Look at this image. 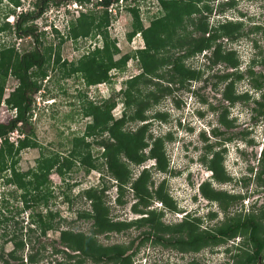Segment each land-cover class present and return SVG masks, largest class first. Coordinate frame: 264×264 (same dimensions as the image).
<instances>
[{"label":"rangeland","instance_id":"1","mask_svg":"<svg viewBox=\"0 0 264 264\" xmlns=\"http://www.w3.org/2000/svg\"><path fill=\"white\" fill-rule=\"evenodd\" d=\"M9 1H3L0 4V17H6V21H12L11 16H13L14 22L16 14L32 10L31 6L35 0H19L22 5L19 9H15L14 15H7V11L12 10V6L8 5ZM59 1L60 3L57 5L49 3L44 14L34 22L42 45H51L53 53L59 47L60 62L56 65L52 58L50 63L45 66L46 77L41 81L39 91L33 96L31 111L27 116L28 121L22 128L23 133L18 131L9 135L14 140L20 138L22 134L23 138L29 135L37 144L36 148L23 150L15 148V168L18 172L25 174L34 170L40 161L42 163L57 155L61 158L67 156L68 152L76 145V151L80 152L81 149L82 153H90L92 162L96 161L98 170L87 173V168L80 165L78 160L63 176H58L55 168H52L46 174L49 192L47 191L43 203L40 202V207L34 206V209H27L25 206L34 204L31 201L34 200L32 194L36 193L28 194L26 196L28 203H25V199L22 197L23 189L5 182L6 178H9L10 172L1 173L0 251L5 254L6 259H9L6 254L12 250L13 246L8 241L13 235L16 236V241L22 240L24 243L23 251L19 250L16 253V256L21 257L22 261L9 259L11 264H17L16 262L29 264L27 259L30 254H35L36 263L34 264H55L57 261H62L63 256L54 253V249H63L56 243L59 231L71 230L84 234L90 232L91 221L78 216L79 213L90 208L89 201L82 196V193L89 188L97 190L105 188L104 200L110 208V217L114 221L128 222L140 217L131 211L134 200L129 190L125 191L121 197L124 203L119 205L116 203V186L114 181L105 175V168L102 165V149L98 144L101 135L85 136V131L92 121L88 115L90 105L100 106L110 98L116 103L115 108L111 111L113 117L115 119L121 117L124 112L122 91L125 88V82L141 72L137 60L132 56L144 47L139 33H136L130 40L128 35L133 30L139 31L140 28H147L151 21L162 17V9L155 0H124L123 4L116 8V13H108L110 23L102 31L107 33L110 43H114L118 49L113 59L119 60L125 55L131 57L124 66L110 71V83L88 85L80 73H72L70 68H76L78 60L88 55L94 48L102 46L101 36L100 34L91 35L71 41L67 37V32L69 20L75 19L77 16L73 9L75 0ZM227 1L211 2L209 13L202 14V17L193 15L192 18L205 21L210 30L221 24H240L239 35L233 41L222 36L216 43L221 44L225 50L235 52L239 62L236 70L240 74H244V79L236 83V93L241 94L245 89H248L250 100L238 101L233 109L226 107L227 104L223 101V97L221 98L225 83L217 85L216 77L233 72V70L222 63L212 66L210 60L205 58L209 55L210 51H208L205 57L202 54L196 55L184 62L186 67L202 73L199 80L185 83L182 86L176 83L172 84L169 87L170 94L168 93L169 95L165 97L161 95L160 102L144 113L149 125L148 134L154 138L167 135L172 138L171 141L165 143L170 173L156 172L152 176L155 187L162 180L166 181L167 192L176 202L179 210L178 213L165 212L163 216L165 224H175L181 222L185 216H191L202 218V229H214L225 220L226 216H243L250 212L257 214L258 211L264 209V189H261L264 186V176L259 183L261 187L257 181L246 176L243 177L244 180L234 182L236 177L241 178L243 174H247L246 169L253 163L256 165L255 153L258 155L260 151V148L256 146L258 143L264 142V120H258L257 126L251 122V116L254 114L252 108H257L252 99L257 100L260 94L251 90L250 79L246 76L250 69L255 75L264 74V66L259 64L264 54V0H235L237 5L233 7L227 6ZM85 9L83 8L81 11H85ZM88 10L86 13L90 15L94 12V7L90 6ZM95 10L99 12L102 9L95 8ZM112 11L114 10L112 9ZM100 14L98 13V15ZM256 28L260 29L256 30ZM53 29L58 30L59 36H55L51 32ZM186 30L191 32L192 27H188ZM199 35L194 34L196 37ZM14 38L8 33L4 35V38L0 36V46L11 42L15 44L14 46L19 52H23L31 49L34 45L32 38ZM168 51L170 54V49ZM171 53L174 56L182 54V52L174 50ZM252 61L258 63L253 64ZM64 63H66L65 67L62 66ZM164 71H167V68H164ZM254 78L259 80L258 76H254ZM159 82L163 83V81ZM15 85L14 79L11 77L7 79L5 97ZM162 86L165 87L166 83ZM138 89L143 90L144 94L147 93V87L141 81L133 87V90ZM189 89L194 90L193 94L189 93ZM150 90L153 88L150 87ZM262 91H264V86ZM156 93L160 94L159 91ZM224 111H227V120H234L232 128L228 129L216 122L217 116L219 119V115ZM156 114L164 115L165 119L163 121L154 120L150 123ZM11 117H13V113L5 105H1L0 123H7ZM143 123H128L125 125V129L133 131ZM214 129L223 135H213ZM228 137H231L232 141L229 143L223 141ZM80 139L83 141H79ZM248 140H251L252 143H248ZM237 145L241 154L236 151ZM209 146L213 148V152L222 151L224 171L227 177L230 176V181L227 183L221 184L213 180L210 171L206 168L205 160L211 157V153H208L207 150ZM248 153H251L252 156ZM152 164V161H148L141 166H132L134 177L136 178L143 168ZM29 179H31V175L25 181ZM204 182H209L211 187L217 191L240 195L242 199L229 206L225 214L220 210L218 203H210L200 195L199 186ZM152 208L160 210L161 205L155 201ZM38 212L44 218L48 212L54 215L52 220L54 229L47 231L45 236H40L38 224L33 221L36 220ZM211 213L215 215L214 218H209L208 214ZM139 232V230L131 228L122 233L98 235L96 238L102 245L119 244L128 247L139 235ZM240 242L241 238L238 237L198 253H182L175 249L146 243L139 247L132 258V264H191V262L195 264H232L231 257L239 252L236 250V245H239ZM85 264L93 263L86 261Z\"/></svg>","mask_w":264,"mask_h":264},{"label":"trees","instance_id":"2","mask_svg":"<svg viewBox=\"0 0 264 264\" xmlns=\"http://www.w3.org/2000/svg\"><path fill=\"white\" fill-rule=\"evenodd\" d=\"M7 0H0V4ZM118 0H97L94 3V12L92 14L80 13L75 19H70L68 24L67 37L71 41L78 38H87L91 35L101 36L102 46L94 48L92 52L78 60L77 67L70 68L72 73H80L84 82L88 85L110 83V71L112 69L124 66L130 55H125L119 60H114L113 56L118 52L114 43H110L106 29L110 23L109 14L106 10H95V8L107 7L111 2ZM162 9L163 16L150 22L147 28L133 30L129 35L130 40L136 33H139L143 41V49L135 52L132 56L137 60L140 74L125 82V88L122 91V103L124 112L121 117L115 119L111 111L116 103L110 98L105 100L100 106L90 105L88 115L92 118L91 124L86 127L85 136L100 134L101 139L98 144L101 146L103 159L102 165L105 168V175L108 179L114 181L116 186V203L123 204L121 200L125 191L132 193L134 200L131 206L132 213L140 215L131 221H114L110 217V208L104 200L105 188L101 190L89 188L82 193V196L90 203V208L78 214L79 218L91 221L89 234L73 232L71 230H60L56 243L63 249H54L55 254L63 256L62 261L55 264H85L90 261L93 264H132V258L139 247L151 243L162 248L175 249L182 253H198L206 248H213L222 245L228 241L241 238L239 245H236L237 254L232 256V264H264V209L256 213L246 215H234L225 217V220L216 228H201L202 218L185 216L181 222L175 224H165L163 216L165 212L178 213L176 202L170 197L166 189V181L162 180L156 187L153 181V173H170L169 160L166 156L165 143L171 141V136L154 138L148 134V122L144 113L160 102L163 97L170 94V86L174 83L179 86L191 81H197L202 73L198 70L186 67L185 60L204 52H209L207 58L211 65L218 63L224 64L233 72L218 76L217 85L225 83L222 97L229 103V106L235 105L238 101H249L246 93H236V83L244 79V74L237 72L238 60L235 52L225 50L221 44H217L218 38L225 36L231 41L239 35L240 24H221L217 28H208V24L201 19L192 18L193 15L209 13L211 8L209 4L216 0H155ZM10 2V3H9ZM8 5L12 10L8 14H15V9L21 7L19 0H10ZM80 4H90L92 0H75ZM53 3L57 5L59 0H35L32 3V10H26L15 15L14 23L11 25L6 21V17H0V36L8 33L14 35V39L32 38L34 45L29 50L19 52L14 43H4L0 46V103L4 95L5 86L8 78L16 81V86L9 97L5 100L6 107L15 110L13 118L7 123H0V175L2 172L9 171V178H6L9 184L23 189L22 195L27 202L26 196L32 193L34 204L27 205V209L40 207V202L44 201L48 189V179L46 174L52 168L58 176L70 170L78 160L79 164L87 168V173L92 170H98L89 152L82 153L76 151L75 145L67 156H54L46 159L34 169L22 174L15 168L14 161L15 148L20 150L36 148L35 140L28 135L26 138L17 139L16 143L9 142L8 135L14 131L22 132L23 126L28 121V115L31 111L34 94L39 91L41 81L46 77L45 66L53 62L57 65L60 62L59 47L53 53L51 45L43 46L40 34L34 22L40 18L47 5ZM234 1L227 2V6L233 7ZM98 13H102L98 15ZM6 18V19H5ZM5 19V21H4ZM192 27L191 32L187 28ZM260 28H256L258 30ZM184 31V33H183ZM56 36L58 32L54 30ZM200 34L199 37L194 34ZM204 35H207L206 37ZM7 37V36H6ZM5 37V38H6ZM168 49H170V54ZM182 52L179 56H174L171 51ZM253 64L258 62L252 61ZM264 66L263 58L259 62ZM66 66V63L62 65ZM167 68V71H164ZM162 70V71H161ZM250 79L249 86L252 89L262 90L264 86V74L255 75L250 69L246 73ZM258 76L259 80L254 78ZM167 77V78H166ZM144 78V79H143ZM142 79V80H141ZM141 81L147 87V93L143 90H133V87ZM159 81H163L160 84ZM166 83V86L162 85ZM150 87L153 90H150ZM160 92L159 95L156 92ZM166 93V95H165ZM169 93V94H168ZM263 101H255L257 108H253L254 115L252 121H258L259 117L264 120V93H261ZM110 99V100H109ZM130 112H127L129 111ZM158 118V119H157ZM154 120L163 121L165 116L156 114ZM233 121L227 120V111L219 116V123L229 128L233 127ZM144 122L135 130L125 129L128 123ZM256 122L253 125H256ZM213 135L221 136V132L216 129L212 131ZM248 134V133H247ZM247 137V135H246ZM79 141H83L80 139ZM223 141L230 142L231 137ZM252 143L251 140L247 141ZM82 146V144H80ZM79 145V146H80ZM78 146V147H79ZM148 149V151H146ZM212 147H207L211 157L205 160L206 168L211 172V178L218 183H226L230 178L226 176L223 167V155L221 152L212 151ZM152 161L153 164L143 168L138 176L133 175L132 166H141L144 163ZM259 170L257 172V183H261L264 176V148L258 162ZM251 171V170H250ZM31 175V179H25ZM104 175V177H105ZM260 185V184H259ZM200 195L210 203H218L220 210L226 212L229 206L242 199L240 195L227 194L224 191L213 189L209 182H204L199 186ZM159 202L161 209L157 210L151 206L154 202ZM25 208V210H26ZM24 209V207H23ZM226 214V213H225ZM209 218H214L213 213L208 214ZM46 218V219H45ZM38 212L36 220H33L40 229V236H45L47 231L53 230L52 220L54 215L51 212L46 217ZM131 228L139 230V235L129 244L123 245H102L97 241L98 235H108L111 233H122ZM13 235L11 240L12 250L6 255L11 260L22 261L16 253L23 251L24 243L16 241ZM229 252V250H227ZM5 254L0 251V263L11 264ZM29 264L36 263L35 254H30L27 259ZM24 264V262H16ZM191 264H195L191 262Z\"/></svg>","mask_w":264,"mask_h":264},{"label":"clouds","instance_id":"3","mask_svg":"<svg viewBox=\"0 0 264 264\" xmlns=\"http://www.w3.org/2000/svg\"><path fill=\"white\" fill-rule=\"evenodd\" d=\"M96 1L97 0H92V2L90 3V4H80V3H77V2H75L74 4H73V9H74V12L77 14V16H75V17H78L79 16V14L80 13H86L87 11H89L88 10V8L90 7V6H92V7H94V3H96ZM229 1V0H228ZM227 1V2H228ZM230 1H235V0H230ZM118 2V1H117ZM117 2H114V1H112L111 2V4H114V3H117ZM236 2V1H235ZM110 4V5H111ZM109 5V6H110ZM109 6H107V7H101V6H99V7H97L98 9H102V10H106L107 11V8L109 7ZM20 8V7H19ZM19 8H17V9H19ZM83 8H86L85 9V11H81V10H83ZM107 13H109L108 11H107ZM44 14V13H43ZM11 18H12V21H8L9 22V24H13L14 22H13V16H11ZM54 30L55 29H53L51 32L56 36V34L54 33ZM57 32H58V30H56ZM14 36V35H13ZM207 54V52L205 53H203L202 55L205 57V55ZM207 56H209V55H207ZM207 56L205 57L206 58V60L208 59L207 58ZM209 60V59H208ZM16 86V85H15ZM15 88V87H14ZM13 88V89H14ZM190 91H189V93H192L193 94V92H194V90H192V89H189ZM247 90V89H246ZM13 91V90H12ZM11 91V92H12ZM250 91L248 90V92H247V94L249 93ZM10 94V93H9ZM9 94L5 97V91H4V95H3V97H2V100H1V103H0V106L2 105H5L6 106V104H5V100L9 97ZM7 108V107H6ZM8 109V108H7ZM9 111H11L12 113H13V117H14V115H15V110L13 109V110H10V109H8ZM13 117H11V118H13ZM154 121V119L152 118V120H150V123H152ZM257 126V125H256ZM212 131V130H211ZM18 131H14V132H12V133H10V134H13V133H17ZM9 134V135H10ZM9 135L7 136L8 137V140H9V142H12V143H16V140H14V138L12 139V137H9ZM19 137V136H18ZM24 136H23V134H22V136H20V138H17V139H22ZM0 143H1V139H0ZM237 148H236V151L238 150V149H240L239 147H238V145L236 146ZM224 149V148H223ZM225 149H226V147H225ZM238 152V151H237ZM239 154H240V152H239ZM248 177L247 176V174H243L242 176H241V178L240 177H236L235 179H234V182H237L238 180H241L243 177ZM230 177V176H229Z\"/></svg>","mask_w":264,"mask_h":264},{"label":"flooded vegetation","instance_id":"4","mask_svg":"<svg viewBox=\"0 0 264 264\" xmlns=\"http://www.w3.org/2000/svg\"><path fill=\"white\" fill-rule=\"evenodd\" d=\"M229 2V1H228ZM235 4H236V2H235ZM237 5V4H236ZM251 90H253V91H255V92H258L260 95H259V98L257 99V100H254V99H252V102H255V101H263L262 99V96H261V93H264V91H262L261 92V90H256V89H252L251 88ZM223 91V90H222ZM247 92H248V89L246 90H244L243 91V93H241L242 95L244 94V93H246L247 94ZM221 95H222V92H221ZM240 95V94H239ZM248 95V94H247ZM221 98H222V96H221ZM223 99V98H222ZM224 101V100H223ZM226 104H227V108H231V109H233V108H235L236 107V104L235 105H233V106H229V103L228 102H226V101H224ZM254 104V103H253ZM253 109V108H252ZM221 115V114H220ZM219 115V116H220ZM254 115V114H253ZM252 115V116H253ZM251 116V117H252ZM253 119L251 118V122H256V121H252ZM259 121H262L263 120V118L261 119V117H259V119H258ZM232 121V120H231ZM259 121H257L256 122V125L259 123ZM216 122L218 123L219 122V119H218V116H217V118H216ZM229 143V142H228ZM256 147H258V148H260V151H259V154L257 155L256 153H255V160H256V165L253 163L252 165H251V167H248L247 169H246V172H247V176L250 178V179H252V180H255L256 181V176H257V172H258V170H259V167H258V162H259V159H260V157H261V153H262V151H263V148H264V142L263 143H258L257 144V146ZM238 152H240V150L238 149L237 150ZM240 154H241V152H240ZM248 154H250V156H252V154L251 153H248ZM247 154V155H248ZM251 170V171H250ZM210 175H211V172H210ZM246 179V178H245ZM241 180H244V178H242ZM240 180H238V182H239ZM227 183V182H226ZM256 183V182H255ZM224 184V183H223ZM259 187H261V185L259 186ZM261 189H264V186H262L261 187Z\"/></svg>","mask_w":264,"mask_h":264},{"label":"built area","instance_id":"5","mask_svg":"<svg viewBox=\"0 0 264 264\" xmlns=\"http://www.w3.org/2000/svg\"><path fill=\"white\" fill-rule=\"evenodd\" d=\"M131 1V0H129ZM124 0H118L117 3H114V4H111L108 8H107V11L110 13V12H113V13H116V8L119 7L121 4H123ZM112 9L114 11H112ZM13 139V138H12Z\"/></svg>","mask_w":264,"mask_h":264}]
</instances>
